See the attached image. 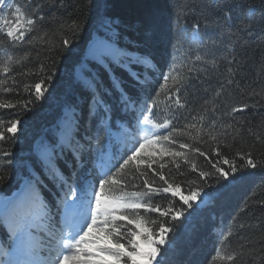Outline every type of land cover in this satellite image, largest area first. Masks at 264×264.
Segmentation results:
<instances>
[{"label": "trees", "instance_id": "obj_1", "mask_svg": "<svg viewBox=\"0 0 264 264\" xmlns=\"http://www.w3.org/2000/svg\"><path fill=\"white\" fill-rule=\"evenodd\" d=\"M16 3L26 16L43 19H36L33 31L26 33L25 42L14 43L0 34V66L7 55L20 61L12 65L7 75L0 73V79L7 81L3 87L11 89L7 93L0 90V98L16 105L0 109L6 135L0 141V201L18 200L26 195L29 173L34 167L39 170L45 147L54 138L71 139L65 158L57 162L62 179L81 186L92 181L131 146L142 127L138 120L145 104L152 106L156 100L155 118L160 121L179 116L173 119L177 128L191 123V115L197 116V127L204 124L207 128L211 119H216L215 127L209 130L222 142L211 140L203 130L200 141L178 137L205 153L201 157L190 149L183 150L190 152L198 170H211L208 161L218 159L213 149L234 159L238 166L244 161L236 153H250L260 165L236 173L235 179L230 176L227 181L203 185L208 193L203 199L207 201L186 212L175 232L169 233L171 245H166L157 259L163 257L161 264H232L216 256L219 248L222 256L238 254L234 264H264V0H223L222 9L214 6V0H16ZM13 19L7 17L8 21ZM3 24L0 17V29ZM197 24L199 27H194ZM193 32L198 33V40H193ZM62 38L70 44L63 46ZM107 49L117 52L123 49L129 56H150L154 66L151 72L135 64L129 65L128 71L116 67L115 76L120 78L123 89L138 96L139 101L125 109L113 90L105 96L113 109L109 118L105 121L97 117L89 122L86 119L89 93L83 84L97 69L96 54ZM25 53L29 54L26 58ZM197 54L202 56L201 61L195 60ZM173 63V75H197L188 73L189 67H196L199 75L190 87L175 95L165 94L158 87L163 84L161 74H168ZM49 74L51 79H47ZM101 77L103 86L111 88L108 75L101 71ZM230 79L234 81L232 84H228ZM42 80V89L46 91L43 98L36 99L35 84ZM168 83L171 86L172 81ZM176 95L182 103L186 102L184 109L174 104ZM29 99L32 103L22 107ZM234 107L243 111L233 113ZM71 110L78 116L83 110L85 117L74 129L68 124ZM200 116H204V121H200ZM14 120L19 123L13 137L6 127ZM126 128L132 129L131 134L125 132ZM175 147L180 150L178 144ZM5 151L12 156H3ZM162 162L167 165L163 171L170 182L181 183L187 194V181L197 179L198 171L192 173L191 166L180 161V171L185 173L180 176L170 157ZM224 167L227 170L228 166ZM130 172L125 170L127 178H131ZM142 179L134 181L136 187L142 184ZM45 183L42 196L52 206L57 229L56 205L61 193L53 182ZM161 183L156 177V184ZM133 190L136 188L125 187V191ZM155 203L162 210L169 206L168 199L156 198ZM152 218L162 219L158 212ZM149 227L156 229L157 225ZM228 232L231 235L221 245L220 240ZM38 236L51 239L39 222L29 237L34 240ZM15 241L7 225L0 223V248L11 249Z\"/></svg>", "mask_w": 264, "mask_h": 264}, {"label": "snow or ice", "instance_id": "obj_2", "mask_svg": "<svg viewBox=\"0 0 264 264\" xmlns=\"http://www.w3.org/2000/svg\"><path fill=\"white\" fill-rule=\"evenodd\" d=\"M214 6L224 8L223 0H214ZM8 16L14 17L11 24L8 23ZM0 17L7 25V31L0 29V34L14 43L25 42L26 33L33 31L36 19H43V16L36 18L26 16L16 0H0ZM12 24L16 26L13 27ZM194 27L198 28L199 25ZM193 40H198V33L193 32ZM61 44L68 46L70 41L62 38ZM28 55L25 53V58ZM195 60L201 61L202 56L197 54ZM95 62L97 65L95 73L91 74L83 84L84 90L89 93L86 100L88 113L86 119L89 122L97 117L105 121L109 118L113 109L105 96L110 95L113 90L118 93V101L125 109L139 101L138 96L134 97L123 89L120 78L115 76L116 67L128 71L129 65L135 64L142 69L147 67L151 72L154 66V61L150 56H129L123 49L119 52L114 49L100 51L95 56ZM14 63L18 64L20 61H14L11 55H7V59L0 66V73L7 75L12 71ZM228 63L231 64L232 60ZM41 69H43L42 65ZM174 70L175 64L173 63L168 74H161L163 84H159L158 87L165 94L182 93L191 86L193 80L199 78L196 67H189L187 70L188 73H197L192 76L187 74L176 76L172 74ZM101 71L108 75L111 88L103 86ZM228 71L231 72L232 69L229 68ZM129 75L131 76L132 73L129 72ZM47 79H51V74ZM133 79L137 77L134 76ZM169 80L172 81L171 86H169ZM6 82L0 79V90L5 93L11 91L10 88L3 87ZM137 82L139 83V80ZM233 82L231 79L228 80V84ZM13 83L16 81L13 80ZM42 83H44L43 80L35 84L36 99L43 98V92L46 91L42 89ZM25 90H28L27 85H25ZM156 95L159 93L157 92ZM216 95L219 96L220 92ZM31 103L29 99L22 104V107L27 108ZM185 103H182L180 96L176 95L174 104L178 106V109H184ZM207 103L206 100L205 104ZM156 106V100H153L152 106L145 104L138 120L142 127L138 129L131 146L122 152L111 166L104 168L92 181H85L82 186L75 183L70 184L62 179L63 173L57 163L65 158V150L71 147V139L54 138L46 145L39 170L34 167L29 173V179L25 185L26 195L18 200L0 201V223L7 225L10 233L18 242L13 251L3 254L7 256V259L0 260V264H30L27 260L19 259V255L29 254L32 251L26 239L36 227L37 222L44 226L51 238L49 256L44 264H161L163 257L161 259L157 257L166 245H171L169 233H174L176 225L186 218V212L193 209L194 205L198 208L199 204L204 202V196L208 195L203 185L208 184L209 181H227L230 176L235 179V174L238 172L260 167L250 153L244 155L236 153L244 161L238 166L234 159L230 160L213 149V154L218 159L215 162L208 161L211 170H198L196 161L191 157L190 152L199 153L201 157H205V153L198 147L181 142L178 137L187 136L192 140L200 141L203 130L211 140L218 141L217 135H213L209 130L215 127L216 119H211L207 128L204 124L197 127L195 122L197 116L191 115V123L185 124L183 128H177L173 125V119H178L179 116L164 117L158 121L155 118L157 113L153 110ZM15 107L16 105L12 102L0 98V109ZM191 111L188 109L189 113ZM212 111L215 112L216 108L213 107ZM242 111L243 108L231 109L233 113ZM145 112L149 115H144ZM224 115H229V113ZM82 118H85L83 110L79 116L75 110H71L68 117L70 128H76ZM183 118L188 119V116ZM199 119L204 121V116H200ZM18 123V120L10 121L6 132L14 137L18 131ZM3 124L4 122L0 121V141L6 139ZM230 126V124L227 125V127ZM193 130L195 135H193ZM140 132L143 133L142 136ZM256 139L259 140L260 136L256 135ZM177 144L180 150L176 149ZM184 149H190V152L183 151ZM2 155L11 157L12 153L5 151ZM165 157L171 158V163L175 165L180 176L185 175L183 171H180V161H183L185 165H190L192 173L198 171L197 179L187 181V194L182 189L181 183L170 182L167 178L163 171L167 165L162 162ZM8 162L11 163L10 160ZM157 164L159 167L153 168V165ZM224 165L228 166L227 170ZM141 166H144L143 170ZM126 169L131 170V178L125 176ZM149 170H152L151 173ZM156 177L162 182L161 184H156ZM137 178H143L139 187L134 184ZM46 180L56 184L61 193L56 205V211L62 217V224L58 230L55 228L56 221L52 216V206L45 201L41 192V189L47 186ZM125 187H134L136 190L125 191ZM115 191H119L120 194L113 195ZM156 198L168 199L169 206L162 210L161 205L155 203ZM157 212L162 218L158 221L152 218V214ZM153 224L157 225L156 229L149 227ZM230 235L231 232L223 235L219 243L223 245ZM138 237L140 239H137ZM216 256L234 264L238 254L231 253L222 256L220 249L217 248Z\"/></svg>", "mask_w": 264, "mask_h": 264}, {"label": "rangeland", "instance_id": "obj_3", "mask_svg": "<svg viewBox=\"0 0 264 264\" xmlns=\"http://www.w3.org/2000/svg\"><path fill=\"white\" fill-rule=\"evenodd\" d=\"M8 23L11 24L12 21L10 20V21H8ZM12 26L15 27L16 25L12 24ZM2 28H3V31H4V32L7 31V25H6V24H3V25H2ZM206 201H207V200L205 199L203 203H200V204H199V207L203 206V205L205 204ZM197 203H198V201H197ZM61 224H62V220H61ZM137 239H140V238L138 237ZM32 241H33V240L30 238V239H29V242L32 243ZM17 243H18V242H17ZM17 243H16V247H17ZM40 246H42V245L39 244V247H40ZM16 247H15V248H16ZM15 248H14V249H15ZM14 249H13V250H14ZM13 250H12V251H13ZM10 252H11V251H10ZM8 253H9V252H8ZM40 254H41V252H39L38 255H37L35 258H31V260H30V264H41L40 262H45V261H46L45 259H44V261H43V259L39 260V256H40ZM6 257H7V256H6ZM20 257H23L24 259H26V254H20V255H19V259H21ZM6 259H7V258H6Z\"/></svg>", "mask_w": 264, "mask_h": 264}, {"label": "bare ground", "instance_id": "obj_4", "mask_svg": "<svg viewBox=\"0 0 264 264\" xmlns=\"http://www.w3.org/2000/svg\"><path fill=\"white\" fill-rule=\"evenodd\" d=\"M131 130H132L131 128H126L125 132L128 133V134H131V132H132Z\"/></svg>", "mask_w": 264, "mask_h": 264}]
</instances>
